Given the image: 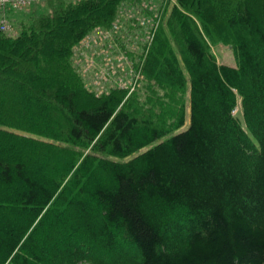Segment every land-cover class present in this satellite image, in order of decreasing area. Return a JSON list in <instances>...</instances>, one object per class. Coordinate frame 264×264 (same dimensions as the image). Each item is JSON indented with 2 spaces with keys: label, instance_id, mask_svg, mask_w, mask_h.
I'll list each match as a JSON object with an SVG mask.
<instances>
[{
  "label": "trees",
  "instance_id": "16d2710c",
  "mask_svg": "<svg viewBox=\"0 0 264 264\" xmlns=\"http://www.w3.org/2000/svg\"><path fill=\"white\" fill-rule=\"evenodd\" d=\"M122 1L0 36V264H264V0H177L126 101L72 61Z\"/></svg>",
  "mask_w": 264,
  "mask_h": 264
},
{
  "label": "built area",
  "instance_id": "2783aa9c",
  "mask_svg": "<svg viewBox=\"0 0 264 264\" xmlns=\"http://www.w3.org/2000/svg\"><path fill=\"white\" fill-rule=\"evenodd\" d=\"M39 1L0 0V36L17 37L8 13H30ZM177 5V0H123L110 27L94 29L73 49V65L86 89L97 97L125 91V101L140 90L145 82L144 61Z\"/></svg>",
  "mask_w": 264,
  "mask_h": 264
},
{
  "label": "rangeland",
  "instance_id": "374dc122",
  "mask_svg": "<svg viewBox=\"0 0 264 264\" xmlns=\"http://www.w3.org/2000/svg\"><path fill=\"white\" fill-rule=\"evenodd\" d=\"M48 1L49 0H40L37 3V6L35 7V10H34L35 16L46 15L50 13ZM14 12L15 11L9 12L8 16H9L10 21L12 22V24L15 26L16 30L20 34L21 32L20 24L28 22L33 16L26 15V13H14ZM211 51L216 56L219 64L228 65L231 67L237 66L236 55L231 46H225V45L219 44L216 46H212ZM189 122H190V110H189V105H188L187 125L183 130L187 129V127L189 126Z\"/></svg>",
  "mask_w": 264,
  "mask_h": 264
},
{
  "label": "crops",
  "instance_id": "0c3cea01",
  "mask_svg": "<svg viewBox=\"0 0 264 264\" xmlns=\"http://www.w3.org/2000/svg\"><path fill=\"white\" fill-rule=\"evenodd\" d=\"M37 6V4H35L33 7H32V9H31V12L30 13H26V15H32V14H34L35 13V7Z\"/></svg>",
  "mask_w": 264,
  "mask_h": 264
}]
</instances>
